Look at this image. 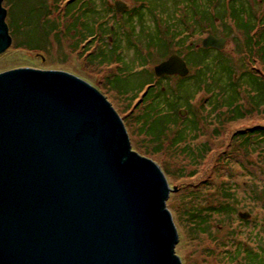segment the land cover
<instances>
[{
	"label": "water",
	"instance_id": "water-1",
	"mask_svg": "<svg viewBox=\"0 0 264 264\" xmlns=\"http://www.w3.org/2000/svg\"><path fill=\"white\" fill-rule=\"evenodd\" d=\"M3 1L0 54L12 44ZM225 44L202 41L205 49ZM155 74L189 69L174 55ZM171 191L160 167L131 151L122 120L89 83L0 68V264H182Z\"/></svg>",
	"mask_w": 264,
	"mask_h": 264
},
{
	"label": "rangeland",
	"instance_id": "rangeland-1",
	"mask_svg": "<svg viewBox=\"0 0 264 264\" xmlns=\"http://www.w3.org/2000/svg\"><path fill=\"white\" fill-rule=\"evenodd\" d=\"M117 1L133 6L131 0ZM250 2L253 9L263 14L264 0ZM66 5L65 0H4L2 6L7 10L6 23L12 44L0 54V68L25 66L66 72L86 81L106 98L124 124L131 151L156 163L167 179L172 191L166 206L178 233L175 254L182 264H264V259L257 261L258 257L250 261L253 255L259 256L264 251V136L259 134L262 130L264 133V93L260 97L258 88L262 77L256 86L253 74H247L231 90L233 102L238 99L235 104L245 110L241 118L234 117L235 110L228 111L224 98L220 97L221 89L222 92L228 89L224 87L227 80L222 78L224 86L220 91V86L212 85L214 93L195 84L190 119L183 123L176 113L175 122L166 124L161 140H154L152 134L146 133L143 123L146 116L142 117L143 113H149V109L144 111L149 99L142 103L143 93H119L112 86L117 64H99L97 57L85 54L94 52L96 45L106 50L103 41L99 40L98 44L96 39L88 49L94 50L83 54L81 47L72 50L81 40L77 33L65 31L70 24L69 15H64ZM179 15L178 12L175 18ZM230 23L234 24V20L222 24L218 21L216 26L200 30L203 35L191 36L188 43L207 38L212 35L211 30L219 32L217 37H223L222 32L228 33L221 52L232 60L236 75L252 66L256 68L253 72L260 74L264 63L253 61L247 67L243 55L237 53L243 38L238 30L225 29ZM52 26L56 30L51 31ZM159 62L160 57L153 58L150 69ZM195 68L192 67L191 74ZM145 79V74L140 75V81ZM164 86L168 84H159L151 94ZM256 95L259 106L252 100ZM228 100L230 96L226 97ZM194 114L199 120L196 128ZM150 118H154L152 113ZM179 132L184 135L183 141L177 144ZM244 139L248 142L244 143ZM214 208L219 212L211 211ZM197 211L206 217L204 228L194 225L196 220L192 215ZM239 213H248L251 217L243 220Z\"/></svg>",
	"mask_w": 264,
	"mask_h": 264
},
{
	"label": "trees",
	"instance_id": "trees-1",
	"mask_svg": "<svg viewBox=\"0 0 264 264\" xmlns=\"http://www.w3.org/2000/svg\"><path fill=\"white\" fill-rule=\"evenodd\" d=\"M65 1L67 10L64 15L68 14L70 19V24L65 31H70L74 35L77 33V37L81 40L80 44L77 42L76 46L72 47V50L81 47V54H83L95 49L92 52L93 54L91 52L85 53L87 57H97L98 59H95L99 61V64H117L116 69H114L115 74L112 80L114 85L112 86L117 91L119 90V93L128 94V92H131V94L136 95L143 93L141 96L142 103L149 99V106L144 109V111L149 109V113H147L148 115L143 113L142 117L144 119V116H146L145 122H143L147 127L146 133L152 134L154 140L160 139L165 131L166 124L175 122L176 113L177 119H181L183 123L190 119L188 114L191 112L190 107L193 103L192 88L195 84L200 89L202 87L206 88L207 92H213L212 88L215 86L212 85L220 86V88L218 87L219 91L221 86H228L225 92H222L221 89L220 97L222 95V98H224L228 111L229 108L235 110L233 116L238 118L244 116L245 110H243V106L235 104L238 99L233 102L231 90L239 85L240 77L247 74L249 76L250 73L253 74L256 86L262 77L258 85L260 97L261 93H264V69H261L260 74L254 73L253 70L256 68L252 66V68L238 76L232 69L234 66L232 60L224 56V53L202 47V41L205 38L200 37L201 41L188 43L191 36L203 35L200 30L216 26L215 24L218 21L222 24L224 21L232 19L234 24L230 23V27L225 29H229V31L238 30L242 35L243 41L242 44H239L240 47L237 49V53L240 52L243 55L247 67L248 64L252 65L253 61L263 64L264 12L260 14L253 9L250 0H131L135 7L128 15L126 14L123 19V27L120 22L121 16L114 9H110V3L115 0ZM178 12L181 16L179 15L177 19L175 15H178ZM40 18L42 17L39 16L38 20ZM137 26L140 27L139 32H136ZM126 28H130L131 31L127 32ZM53 30L56 29L52 26L51 31ZM212 31L214 30H211L210 33L215 37L219 34L218 31ZM222 34L224 38H228V33L222 32ZM110 38H113L114 41L107 43ZM96 39L98 44L99 40L103 41L106 50L103 49L102 51L100 47L98 48V45H96L97 48L95 46L94 49L88 50L90 44H93ZM124 44L127 46L126 50H131L132 45L136 48L133 62L130 64L131 68L123 62L124 56L120 53ZM174 47L175 49L180 48L178 54L182 56L188 68L191 70L195 66L196 71L182 79L171 80L168 78L167 82L164 81L165 79H157L153 70L150 69L149 62L155 57H160V61L166 59L170 54L175 53ZM213 51L216 53L212 54ZM87 57L85 56L88 61ZM143 74L147 76L146 81H140V75ZM222 78L227 80L224 85ZM172 81H174L173 85L171 84ZM161 83L168 84V86L161 87L160 90L156 91L157 93L152 95V90ZM227 96L231 98L228 102L226 101ZM189 97L190 99L187 100L186 98ZM257 97L258 95L252 98L256 105H258ZM163 110L165 112L160 114L159 112H163ZM153 112L157 115L155 116ZM182 112L185 114L183 115ZM151 113L154 117L152 119L150 118ZM193 117L196 120V122L193 121L195 127L198 125L199 120L197 115L194 114ZM262 132H259V134L264 136ZM183 135L184 132H179L176 140L177 144L183 141ZM243 142L247 143L248 141L244 139ZM199 151L202 152V150ZM226 203L229 206L230 203L228 201ZM211 211L214 213L219 212L215 208ZM200 213L197 211L192 215L196 220L194 225L199 229L204 228V224H206V217L203 218ZM197 219H200V221ZM257 257L259 260H257ZM262 259H264V251L259 256L253 255L250 261L257 260L260 262Z\"/></svg>",
	"mask_w": 264,
	"mask_h": 264
},
{
	"label": "flooded vegetation",
	"instance_id": "flooded-vegetation-1",
	"mask_svg": "<svg viewBox=\"0 0 264 264\" xmlns=\"http://www.w3.org/2000/svg\"><path fill=\"white\" fill-rule=\"evenodd\" d=\"M116 2H118L117 0H115V1H113V2H111L110 3V9H114V11L119 15V16H121V26L123 27V24H124V21H123V19L126 17V14L128 15V13H130L132 10H133V8L135 7V4L132 2V4H133V6H129L126 2H124V1H119V2H123L125 5H126V7H128V10H125V11H123V12H121V13H118L117 12V10H116V7H115V3ZM126 30H127V32H129V31H131V29L130 28H126ZM135 30V29H134ZM140 31V27H136V32H139ZM122 32H124L123 30H122ZM213 35V34H212ZM209 36H211V35H209ZM208 36V37H209ZM213 36H215V35H213ZM216 38H218V39H220V38H224V37H217L216 36ZM206 39V38H205ZM224 39H226V38H224ZM114 40H113V38H110V42H113ZM125 43V42H124ZM226 43H227V39H226ZM225 46H226V44H225ZM126 48H127V46H125V44L123 45V49H121L120 51V53H122L123 54V56H124V63H126L127 64V66H129V68H131V62H133V59H134V56H135V53H136V48H135V46L134 45H132V48H131V50H126ZM225 48V47H224ZM209 49H213V48H209ZM180 50V48L178 47V49H174V52L175 53H173V54H170L166 59H163V60H161L160 62H159V64H161V63H163L164 61H166V60H168L171 56H174V55H177V56H179V57H181L182 58V56L180 55V54H178V51ZM215 50H217V49H215ZM224 50V49H223ZM223 50H217V51H223ZM177 51V52H176ZM130 52H131V55H130ZM180 52H182V51H180ZM125 54V55H124ZM183 59V58H182ZM186 63V62H185ZM158 64V65H159ZM187 65V64H186ZM157 66V65H156ZM155 66V67H156ZM122 67V66H121ZM124 67V66H123ZM155 67H153V73H154V75H155V77L157 78V79H165L164 81H168V78H170L171 80H176V79H178V78H180V79H182V78H186V77H188L191 73V70L189 69V74L186 76V77H180V76H177V75H174V76H163V77H161V78H159V77H157L156 76V74H155ZM188 67V66H187ZM124 68H126V67H124ZM133 71H136V70H133Z\"/></svg>",
	"mask_w": 264,
	"mask_h": 264
}]
</instances>
